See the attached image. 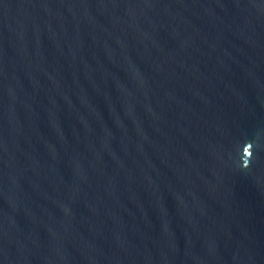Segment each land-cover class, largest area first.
<instances>
[{
    "label": "water",
    "instance_id": "obj_1",
    "mask_svg": "<svg viewBox=\"0 0 264 264\" xmlns=\"http://www.w3.org/2000/svg\"><path fill=\"white\" fill-rule=\"evenodd\" d=\"M0 264H264V0H0Z\"/></svg>",
    "mask_w": 264,
    "mask_h": 264
}]
</instances>
